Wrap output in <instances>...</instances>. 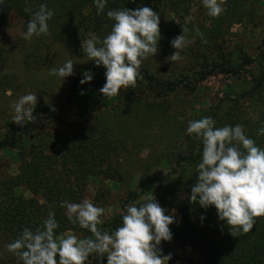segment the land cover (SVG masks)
<instances>
[{
    "label": "trees",
    "instance_id": "obj_1",
    "mask_svg": "<svg viewBox=\"0 0 264 264\" xmlns=\"http://www.w3.org/2000/svg\"><path fill=\"white\" fill-rule=\"evenodd\" d=\"M198 1L107 0L105 11L97 15L94 0H0V27L12 20L19 33L27 30L31 19L32 13L26 12V7L35 12L41 4H46L54 12L48 21L47 36H33L31 40L23 39L20 34L17 36L14 45L20 51L24 68L41 69L45 65L49 46L56 43L70 58L80 62L82 70L81 75L70 84L62 103L56 107L36 106L31 122L24 127L16 123L7 124L0 132V151L16 163L13 174L0 177V240L9 238L14 242L24 228L35 232L42 227L50 212L54 213L59 225L57 237L66 232L74 233L81 239L91 236L88 230L69 222L66 208L61 203L82 202L88 188L92 187L94 201L98 202L97 206H103L111 190L105 184H119L121 177L116 169L118 148L108 136L104 114L88 106L89 90L104 86L106 69L87 59L81 50V41L88 39L90 33L102 40L111 32L114 21L107 17L108 10L149 7L159 13L160 25L175 21L184 25L192 7L201 10ZM241 1L231 5L227 1L224 11L218 17L209 16V19L216 22L217 18H224L226 14L230 18L238 17ZM245 5L250 6V3ZM181 16L185 18L178 20ZM205 22L208 23L207 18L199 21L192 19L187 24L189 32L194 31V26L203 28ZM262 23L254 51L251 54L242 53L236 63H217L195 49L190 51V60L182 68L172 70L165 77L141 64L143 79L137 82L147 84L156 96L175 94L179 90L191 94L208 80L223 81V89L211 97L205 109L184 119L171 152L160 162L161 169L146 176L137 188L129 187L122 191L116 201L119 212L104 219L98 226L103 231L111 233L122 226L125 206L130 203L139 206L144 202L143 197L152 193L161 207L175 209L178 215V220L169 225L172 240L162 241L160 247L170 245L192 250L199 259L186 264H264V217L256 218L250 232L239 230L233 237L226 221L219 220L214 206L204 209L198 203H190L191 186L197 180L196 169L202 158L197 159L203 144L195 134L187 133L190 122L211 117L218 128L243 125L245 135L253 140V123L248 117L251 113L246 110L254 104V116L258 112L256 106L264 105V12ZM215 25L212 24V27ZM6 52L0 46V66ZM89 70L93 74L92 81L81 84L83 73ZM12 85V77L0 76V95ZM51 107L56 111H51ZM71 116L73 121L70 122L67 118ZM37 132L41 137L35 136ZM254 143L264 149V135L259 132ZM241 151H244L242 147ZM175 180L179 183L175 186L177 190L171 189ZM164 189L165 194L159 199ZM90 261L91 264H103V258L97 259L95 254L90 256ZM0 264L15 263L5 262L0 257Z\"/></svg>",
    "mask_w": 264,
    "mask_h": 264
},
{
    "label": "clouds",
    "instance_id": "obj_2",
    "mask_svg": "<svg viewBox=\"0 0 264 264\" xmlns=\"http://www.w3.org/2000/svg\"><path fill=\"white\" fill-rule=\"evenodd\" d=\"M225 2L202 0L208 15L214 18L223 12ZM106 4L107 0H94L97 15L105 11ZM25 11L32 15L27 30L20 33L22 38L31 40L33 36H47L48 21L54 12L46 4H41L35 12L30 7H26ZM106 15L114 21L111 32L102 40L90 33L88 39L81 41V50L97 67L102 65L106 69V82L99 91L105 98H111L118 96L121 89H135L137 81L143 79L142 61L158 54L160 15L149 7L112 9ZM192 19L186 17L184 25L175 21L182 26L183 34L171 41L176 49L166 58L171 63L181 60V51L192 42L186 35L189 32L187 24ZM194 31L203 37L195 26ZM74 74L71 59L59 69L49 70V75H58L63 79ZM83 76L81 84L93 79L90 70L85 71ZM37 103V94L28 93L19 97L12 104L15 112L13 122L20 127L31 122ZM45 103L49 104L46 97ZM50 110L56 111L54 107ZM215 125L213 118L205 117L190 122L187 127V133L195 134L203 144L202 159L196 169L197 180L191 186L189 200L204 209L214 206L219 220L226 221L230 234L236 237L239 230L250 232L256 218L264 217V149L257 147L245 135L243 125L219 128ZM259 131L264 135V128ZM143 201L139 206L136 203L126 205L122 226L111 233L98 227L103 223V208L88 199L80 203L63 201L61 206L66 208L69 222L88 230L90 237L81 239L68 233L57 239L59 225L54 213L50 212L42 227L35 232L24 228L19 238L6 245L7 251L17 257L18 264H85L93 254L100 260L106 256L107 264H168L172 254L164 255L160 245L162 241L172 240L169 225L176 222L175 209L172 214L166 215V209L152 193L143 197Z\"/></svg>",
    "mask_w": 264,
    "mask_h": 264
},
{
    "label": "rangeland",
    "instance_id": "obj_3",
    "mask_svg": "<svg viewBox=\"0 0 264 264\" xmlns=\"http://www.w3.org/2000/svg\"><path fill=\"white\" fill-rule=\"evenodd\" d=\"M227 1L231 5L232 2L238 0H226L222 7ZM198 2L197 5L201 6V10L192 7L193 10L188 15L198 21L207 18L208 23L205 22V26L199 29L203 33V37L196 35L195 31L188 32L187 38L192 42L181 51L182 59L171 63L166 59L176 51L172 47L171 41L183 34L182 28L176 22L160 25L161 39L158 43V54L144 59L142 61L144 68L165 77L170 75L172 70L182 68L183 64L190 60V51L194 52L195 49H199L200 52L217 63L229 65L236 63L242 53L251 54L254 51L263 24L264 0H242L240 3L242 10L238 11V17L230 18L226 14L223 16L224 18H217L216 22L209 19L208 10L203 6L202 0ZM247 2L250 3V6L245 5ZM183 18L185 16H181L178 20H183ZM210 22L216 23V25L212 27ZM13 25L11 20V22H7V25L0 27V46L7 51L5 60L0 66V76L12 77L13 81L12 87L5 94L0 95V132L5 129L7 124L15 123L12 119L15 114L12 104L19 97L34 93L37 94L38 100L36 106L56 107L63 102L70 84L82 73L80 62L70 58L68 53L56 43L49 46L45 65L41 69L24 68L21 64L20 51L14 45L20 33ZM69 59L74 64V75L65 79L58 75H49L51 68L59 69ZM100 89L89 90L88 106L93 111L98 110L104 114L108 124V136L118 148L116 169L121 177V182L114 184L115 186L105 184L111 190L106 203L100 206L105 210L101 217L104 220L119 212L116 201L124 189L137 188L146 176L161 169L160 162L166 159L171 152L177 140L178 128L184 119L205 109L209 105L211 97L222 91L223 81H205L199 85L196 92L191 94L179 90L175 94L162 96H156L149 90L148 85L142 82H137L135 89H121L118 96L111 98H105L100 93ZM45 97L49 104L45 103ZM253 105H250L246 111L251 113L248 117L253 123V141H256L259 130L264 128V105L256 106L258 112L254 116L252 115ZM67 119L70 122L73 121L72 116ZM46 127L48 128V125ZM35 136L41 137L40 132L35 133ZM202 150L199 151L197 161L202 158ZM15 166L13 158L0 151V177L13 174ZM178 184V180L173 181L171 189L177 190L175 186ZM165 190L159 194V199L165 194ZM94 196V189L89 187L84 199L90 200L97 206L98 202L94 201ZM163 208L166 209V215L172 214V209ZM174 215L175 221H177V213L175 212ZM68 233L71 232L63 233L57 239ZM9 243H12L9 238L0 240V257L5 262L17 264V257L7 251L6 245ZM162 252L164 255L172 254V259L168 264H186L199 259L198 255L188 248L169 245L164 246ZM85 264H91L90 257ZM103 264H107L106 256L103 257Z\"/></svg>",
    "mask_w": 264,
    "mask_h": 264
}]
</instances>
